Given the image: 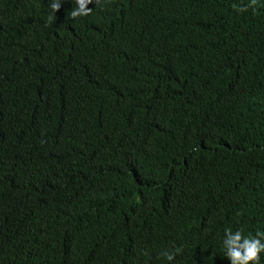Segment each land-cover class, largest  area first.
<instances>
[{
  "label": "trees",
  "instance_id": "obj_1",
  "mask_svg": "<svg viewBox=\"0 0 264 264\" xmlns=\"http://www.w3.org/2000/svg\"><path fill=\"white\" fill-rule=\"evenodd\" d=\"M50 3L0 0V264H228L264 230V0Z\"/></svg>",
  "mask_w": 264,
  "mask_h": 264
},
{
  "label": "clouds",
  "instance_id": "obj_2",
  "mask_svg": "<svg viewBox=\"0 0 264 264\" xmlns=\"http://www.w3.org/2000/svg\"><path fill=\"white\" fill-rule=\"evenodd\" d=\"M74 7L70 12L71 18L87 16L92 9L89 4L99 5L101 0H72ZM256 4V0H250V4L240 7L237 11L246 12L248 7ZM61 7V0H51L50 8L56 13ZM221 246L228 264H260L261 254H264V230L257 229L255 234L245 233L242 228L233 230L231 227L224 229ZM181 251L176 248L174 251H164L161 255L171 264Z\"/></svg>",
  "mask_w": 264,
  "mask_h": 264
}]
</instances>
